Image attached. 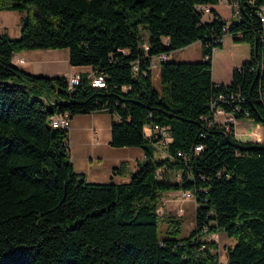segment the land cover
<instances>
[{
    "label": "trees",
    "instance_id": "16d2710c",
    "mask_svg": "<svg viewBox=\"0 0 264 264\" xmlns=\"http://www.w3.org/2000/svg\"><path fill=\"white\" fill-rule=\"evenodd\" d=\"M249 1L227 23L212 8L215 19L204 22L196 8L220 0H0V10L33 12L18 38L0 34V264H217V243L201 239L219 232L236 240L228 264H264V139L241 141L233 125L211 122L216 102L264 132V23L256 14L264 0ZM227 35L248 44L251 57L217 84L212 56ZM196 41L204 59L161 61L155 88L152 58ZM63 48L70 65L91 66L105 86L84 73L70 91L66 76L12 62L24 50ZM98 111L120 118L111 146L144 154L128 181L87 182L74 169L69 129L49 123L55 113ZM146 124L170 128L173 160L156 157ZM159 168L169 174L158 178ZM112 174L125 177L126 163ZM174 190L194 193L195 227L160 238V197ZM171 222L177 233L180 221Z\"/></svg>",
    "mask_w": 264,
    "mask_h": 264
},
{
    "label": "rangeland",
    "instance_id": "374dc122",
    "mask_svg": "<svg viewBox=\"0 0 264 264\" xmlns=\"http://www.w3.org/2000/svg\"><path fill=\"white\" fill-rule=\"evenodd\" d=\"M33 10L35 7L30 6ZM211 8L227 23H231L238 19L235 15L233 8L225 2H220L217 5H212ZM28 15L33 17V12L30 9L20 11V10H0V34H7L11 38H18L21 33L23 19ZM215 19L214 12H205L202 14V20L204 22H211ZM226 43H241L240 50L236 54H231L230 50H220L218 49L215 55V64H213V73L215 79L226 78L227 68L226 63L231 61L233 58L239 60H244L247 58L245 55V49H247L248 44L242 42H234L231 36H225ZM59 60L57 62L58 71L65 73L69 69V60L66 54L69 52L67 48L60 50ZM168 57L165 61H175V62H197L203 60L201 41H196L186 47L169 52ZM16 57H13L12 62L14 63ZM214 62V61H213ZM160 56H154L152 58V79L155 88L161 89L160 80ZM29 70H34L36 64L33 67H28ZM32 73V72H31ZM34 74V73H33ZM91 76L90 74H88ZM71 76V75H70ZM69 78V76L67 77ZM75 127L79 125L91 126L94 124L97 128L101 127L98 131V140L100 146L96 149V158L93 159L94 155L91 153V148L88 151V156L92 158L91 161L84 159V153L86 154V148L82 149V139L91 136V132L85 129L81 131L77 128L75 130L71 129V133L68 132V139H70L71 144L77 143L78 146L74 150L75 154V171L85 174V179L87 182L103 183V182H123L128 181L131 177V173L136 171L137 162H142L143 159L140 157L141 149L137 147H122L116 148L108 144L111 136L110 125L112 121H119L120 118L116 114H110L108 112H96L94 114H76L75 115ZM94 116V118H93ZM259 125V126H258ZM259 130L257 136L252 135V131ZM236 138L241 141H252V142H262L264 137L263 127L260 124L255 123L252 119L245 117L238 120V124L235 129ZM69 142V146H70ZM78 150H81L80 157H78ZM125 160H130L129 162V173L125 178L120 176H112L111 169L114 166L119 165ZM135 163V164H134ZM169 178L173 181L176 180V175L173 173L169 175ZM182 198H191L187 196L182 190H174L162 193L160 197V221L158 225V235L160 238L175 237L183 238L188 236L195 227L196 218V202L193 198L183 200ZM183 211L182 215H179V211ZM173 220H179L180 230L177 233H173L176 229V225L172 223ZM215 242L217 243V252L219 253V258L226 259L228 247L234 245L236 240L234 238H229L224 232L217 233L214 236Z\"/></svg>",
    "mask_w": 264,
    "mask_h": 264
},
{
    "label": "crops",
    "instance_id": "0c3cea01",
    "mask_svg": "<svg viewBox=\"0 0 264 264\" xmlns=\"http://www.w3.org/2000/svg\"><path fill=\"white\" fill-rule=\"evenodd\" d=\"M210 8H211V6H210ZM240 46H241V43H229L228 44L225 42V38H224L223 48L220 50H225V49L228 50L229 49L231 54H236L238 52V50H240ZM227 47H228V49H227ZM243 49L247 50V52L245 51V55L247 58H244V60H239L237 58H233L231 61H228L226 63V68L228 71L226 78L215 79L214 73H213V79L215 82L225 83V84L230 83L232 81L233 71L236 69V67L241 65L242 63L250 60V57H251L250 46L248 45L247 49H245L243 47ZM55 50H60V49H36V50H24L21 52H17L13 56V57H16V60H14V64L17 65L18 67L30 72V73L32 72L36 75H44V76H49V77H56V76L68 77L72 73H74V75H81V74L87 73V74H90L91 76L94 74V70L92 69L91 66H72V65H69V69L67 72L60 74L61 72L58 71L59 67H57V62L59 60V57L57 55H59L60 51H55ZM217 50L218 49L214 50V53L212 56V62L214 61L213 64H215V55H216ZM66 56H67V59L69 60V52L66 54ZM33 64H36V68L33 71L29 70L28 67H33ZM98 112H106V111H98ZM94 113H96V112L85 113V114H94ZM75 118H76L75 115L70 117L69 133H71V129L75 130V128H77L81 131H85V129H86L89 132V134L91 132L92 137L87 136L86 140L82 139V149H85V148L87 149L86 154L84 153V159L91 161L92 158H90V156H88V151L91 148L90 149L91 153L95 154L93 159H95L96 158V149H97V147H99L101 145L99 140L97 139L98 138V131H100L101 127L97 128L94 124H91V126L79 125V126L75 127ZM93 118H94V116H93ZM112 122H111V124H112ZM110 129H111V125H110ZM235 129H236V127H235ZM263 137H264V135H263ZM110 139H111V136H110ZM109 141H108V144H109ZM69 142H70V139H69ZM77 146H78L77 143H74L72 145L70 142V156H71V160H72L73 165L75 164L74 150ZM116 148H122V147H116ZM80 154H81V150H78V155H79L78 157H80ZM140 157L142 159H144V154H143L142 150H141ZM129 162H130V160H125V161L120 163V164L126 163L128 173H129ZM139 163L140 162H137L136 164L135 163L134 164L136 165V167H138ZM119 165H117V166H119ZM114 167H116V166H114ZM114 167H112V169ZM112 169H111V174H112ZM125 177H122V178H125ZM178 213H179V215H182L183 211L180 210Z\"/></svg>",
    "mask_w": 264,
    "mask_h": 264
},
{
    "label": "built area",
    "instance_id": "2783aa9c",
    "mask_svg": "<svg viewBox=\"0 0 264 264\" xmlns=\"http://www.w3.org/2000/svg\"><path fill=\"white\" fill-rule=\"evenodd\" d=\"M256 0H250V5L255 6ZM220 2L228 3L233 10L235 11V15L239 18L240 17V0H220ZM197 10L199 12L205 13V12H211V8L209 5L199 4L196 6ZM256 14L260 17V20L262 23H264V2L257 6L256 8ZM224 40V39H223ZM146 49H149V46L145 43L144 44ZM167 54H161L160 60L164 61L167 59ZM236 69H241V65L237 66ZM135 70H137V67H135ZM92 79V85L98 86V87H104L106 82L103 75H95V73L91 76ZM81 76H74V73L67 78L68 81V88L70 91H73L75 87L80 83ZM218 84V82H217ZM220 84V83H219ZM225 84V83H224ZM225 99L222 94L219 95L218 101ZM212 114L213 118L211 122L223 125L227 128H229L231 125L234 127L238 124V119L230 112H228L225 107L222 105H216V102L212 103ZM49 123L56 127V124H65V129H69L70 127V114L68 112H62V113H55L50 116ZM259 133V130L252 131V135L257 136ZM144 135L146 137H150L152 139H156L157 143H159V150L155 151V155L158 158L163 159H171L173 160V155L168 151V145L173 141V138L170 134V128L167 126H161L159 124H146L144 126ZM198 150L201 148L198 147ZM178 155H183L181 152L178 153ZM169 172L165 168H159L156 172V175L158 178L162 179L166 175H168ZM176 181L181 180V174H176ZM182 191H190V190H182ZM191 198L195 200L194 193L191 191ZM191 198H182L183 200L191 199ZM196 202V200H195ZM197 206V204H196ZM160 212V211H159ZM206 231V228L204 229ZM217 233H211V234H205L201 241L202 243H208V242H215L214 236H216ZM205 247V245H203ZM202 247V248H203ZM217 264H228L226 259L219 258V261Z\"/></svg>",
    "mask_w": 264,
    "mask_h": 264
},
{
    "label": "bare ground",
    "instance_id": "6f19581e",
    "mask_svg": "<svg viewBox=\"0 0 264 264\" xmlns=\"http://www.w3.org/2000/svg\"><path fill=\"white\" fill-rule=\"evenodd\" d=\"M74 76H81V75H74ZM56 128L65 129V124H56ZM187 196H191V195L190 194H187Z\"/></svg>",
    "mask_w": 264,
    "mask_h": 264
}]
</instances>
